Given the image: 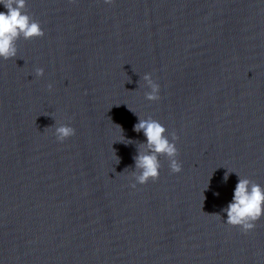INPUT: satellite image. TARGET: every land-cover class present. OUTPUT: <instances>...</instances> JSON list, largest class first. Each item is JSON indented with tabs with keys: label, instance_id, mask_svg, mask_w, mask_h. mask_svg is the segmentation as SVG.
Returning a JSON list of instances; mask_svg holds the SVG:
<instances>
[{
	"label": "clouds",
	"instance_id": "9594fccd",
	"mask_svg": "<svg viewBox=\"0 0 264 264\" xmlns=\"http://www.w3.org/2000/svg\"><path fill=\"white\" fill-rule=\"evenodd\" d=\"M75 2V0H71ZM106 4L114 3V0H104ZM6 11L0 12V58L8 60L16 58V42L23 38L31 40L41 38L45 35L41 23L34 19L27 11V0H0ZM36 77L44 75L43 68L35 69ZM150 91L145 92L148 101H158L160 99V86L156 83L150 73L142 77ZM48 90H52V84H48ZM137 132L143 131L146 137L148 154L139 152L135 157L136 167L140 169V174L136 176L135 182L130 186L136 188L137 184L144 185L152 180L159 179L161 164L159 157L166 156L169 160L171 173L176 174L182 171L181 163L176 159L179 154L175 141L179 139L175 132L172 133L171 141L165 135L167 129L158 120L149 117L141 118L134 126ZM76 133V129L70 124L57 123L54 127V135L58 142H64ZM144 145H140L142 149ZM239 176V174H237ZM227 179V173L225 180ZM227 213L226 223L238 227L247 234L256 227V221L264 216V188L258 183L249 179L240 178L236 184L232 201L223 210ZM219 217V215H217Z\"/></svg>",
	"mask_w": 264,
	"mask_h": 264
}]
</instances>
